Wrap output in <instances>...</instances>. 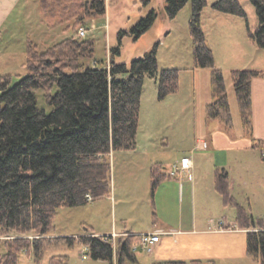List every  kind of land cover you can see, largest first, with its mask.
<instances>
[{
  "label": "trees",
  "instance_id": "1",
  "mask_svg": "<svg viewBox=\"0 0 264 264\" xmlns=\"http://www.w3.org/2000/svg\"><path fill=\"white\" fill-rule=\"evenodd\" d=\"M192 2L190 28L194 40L195 67L212 69V101L207 105L208 120H220L233 126L225 77L215 64L212 48L207 44L201 15L208 0H165L166 13L175 18ZM44 11L84 18L105 13L107 0H43ZM152 5V0H143ZM258 24L250 39L264 48V0H251ZM214 10L247 17L239 0H216ZM55 10V12H54ZM158 11L151 6L147 14L130 29L119 32V42L110 47V63L92 64L88 60L96 52L95 39L66 37L45 50H38L30 40L26 51L27 73L14 84L10 73L0 74V227L2 233L53 232L54 219L62 206H81L90 200L109 195L112 190L111 154L116 150L135 149L138 144L141 97L146 74L158 82V98L179 91V68L160 70V42L143 56L130 63L118 62L122 38L131 34L139 39L155 23ZM232 77L248 135L253 133L252 81L264 77V70L234 68ZM58 89L53 92L54 86ZM45 91L50 112L38 106L37 89ZM254 147L264 150V141L254 139ZM160 163L152 168V188L169 174ZM216 188L224 202L236 210V220L247 228V254L264 264V218H255L230 190V175L226 168L215 169ZM91 196V198L89 197ZM87 234L55 237L56 243L74 246L77 240L88 247L95 259H108L114 264L139 263L133 245L137 234L119 237L116 249L112 238L98 235L85 226ZM44 237L33 240L13 239L0 264H15L19 251L32 246L37 256L48 245ZM116 253V254H115ZM67 255H55L50 264H67ZM155 264H207L201 260H166Z\"/></svg>",
  "mask_w": 264,
  "mask_h": 264
},
{
  "label": "rangeland",
  "instance_id": "2",
  "mask_svg": "<svg viewBox=\"0 0 264 264\" xmlns=\"http://www.w3.org/2000/svg\"><path fill=\"white\" fill-rule=\"evenodd\" d=\"M42 1L25 0L21 12L18 10L15 12L18 13V23L14 26V35L5 34L0 41V74L10 73L13 84L28 71L25 61L30 40L36 44L38 50H45L66 37L80 39L78 29L84 25L88 28L85 37L94 38L96 47L94 57L88 61L98 65L109 64L110 47L118 44L119 32L122 29H130L141 16L147 14L151 6L158 11L155 23L137 40L133 35L125 34L122 38L121 54L116 56V60L130 63L133 58L143 56L155 42L159 41L160 70L180 69L179 91L163 100L158 98V82L150 74L145 75L137 148L112 152V191L109 195L90 200L81 206L60 207L54 219L55 228L50 234L2 233L0 227V261L4 260L13 239L24 237L33 240L36 237H44L46 239L44 245H48L44 254L37 256L34 248L30 246L28 251L26 248L19 251L15 264H50L53 256L60 254L68 256L67 264H112L108 259L93 258L87 245L79 240L70 247L56 243L55 237H78L87 234L85 226L92 227L93 232L111 231L114 225L118 230L129 226L137 233L145 232L159 224V217L164 213L165 200H168V204L171 203L169 209L176 211L178 189L174 182L175 177H166L153 191L152 168L160 163L169 168L172 163L181 159L185 152L195 157V153H190L186 149L188 143L180 142L183 134L181 131L190 137L193 136L198 124L196 120L200 98L204 96L208 83L211 87L212 69L195 67L194 40L190 28L191 1L186 3L175 18H170L166 13L165 0H152V5H145L143 0H107L105 13L84 18L79 23L77 16L67 17L56 13L55 10V13L44 11ZM214 1L216 0H208L202 11V28L207 36V44L213 50L216 66L222 69L224 75L230 73L232 77L231 67L236 64L245 66L248 64L247 59L253 54L249 47L252 41L249 37V27L254 30L258 24V16L251 0H239L247 12V17L214 10L212 7ZM216 14L228 15L230 18L218 19ZM242 48H245V53L240 52ZM258 48L264 52V48ZM57 89L55 85L53 92ZM36 91L38 106L50 112L53 107L46 101L44 89L39 88ZM228 97L230 102L229 94ZM233 113L231 108L232 117ZM234 122L233 119V124ZM148 135H152L156 148L142 149L140 143L148 141ZM231 160L234 161V158L231 157ZM180 176L176 175V178ZM230 215L234 216L235 213L231 212ZM122 235L105 236L112 238L116 249ZM136 254L139 263L129 264H154L157 260L155 254L147 250L139 249ZM114 264H117L116 256ZM240 264L261 262L248 256L246 260L242 259Z\"/></svg>",
  "mask_w": 264,
  "mask_h": 264
},
{
  "label": "crops",
  "instance_id": "3",
  "mask_svg": "<svg viewBox=\"0 0 264 264\" xmlns=\"http://www.w3.org/2000/svg\"><path fill=\"white\" fill-rule=\"evenodd\" d=\"M24 4L25 0H0V41L5 34L14 35V26L18 23V13L15 12L17 10L21 12ZM216 17L230 18L228 15L220 14H216ZM250 42L249 47L253 50V54L247 62L245 60L248 64L245 66L236 64L231 68L248 66L264 70V52L253 41ZM244 49L242 48L240 52L245 53ZM224 77L230 96V106L234 112L233 126L228 128L220 120H208L207 105L212 101L211 87L208 83L205 86L204 96L200 98V109L196 120L198 124L193 136L190 137L186 132L181 131L183 134L180 142L188 143L186 148L188 152L196 154L195 157L187 152L183 155L190 156L193 160L192 177L185 174L176 178V175L172 174L171 166L168 168L163 164L169 178L177 179L176 181L174 179L178 189L177 207L176 211L169 209L171 203L168 204V200H165L164 213L159 217V224H156L154 229L145 231L160 233V241L152 250L157 259L154 264L166 260L240 264L242 259L246 260L248 257V229L238 224L236 210L224 202L223 196L217 190L215 179L217 167L228 170L231 194L253 215L264 217V155L261 148L253 146L254 139L264 141V77H255L252 81V135L246 133L242 116L239 115L241 111L233 77L230 73H225ZM152 78L157 81L155 77ZM149 135L148 141L140 143L142 149L156 148L152 135ZM202 141L207 143L206 148L201 147ZM231 212L235 215L231 216ZM221 219L226 223L224 227L219 223ZM95 233L138 235L143 232L137 233L129 226L118 230L114 225L111 231Z\"/></svg>",
  "mask_w": 264,
  "mask_h": 264
},
{
  "label": "built area",
  "instance_id": "4",
  "mask_svg": "<svg viewBox=\"0 0 264 264\" xmlns=\"http://www.w3.org/2000/svg\"><path fill=\"white\" fill-rule=\"evenodd\" d=\"M88 28L84 25L80 26L78 29L79 37H85L87 35ZM202 148L207 147V143L202 141L200 144ZM264 155V150H263ZM192 167H193V160L190 156H183L180 160L175 161L172 165V174L173 175H185L188 174L192 177ZM91 198V196H89ZM220 225L222 227L225 226L224 219L220 220ZM138 241L133 245V250L138 251L139 249L147 250L148 252H152L155 245L158 241H160V233L159 232H143L137 235Z\"/></svg>",
  "mask_w": 264,
  "mask_h": 264
}]
</instances>
